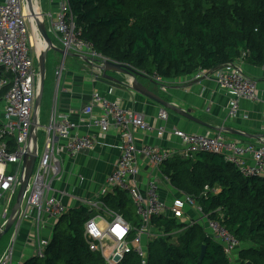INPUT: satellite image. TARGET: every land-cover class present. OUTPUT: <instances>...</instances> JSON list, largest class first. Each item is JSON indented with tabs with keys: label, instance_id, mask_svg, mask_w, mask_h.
Instances as JSON below:
<instances>
[{
	"label": "trees",
	"instance_id": "trees-1",
	"mask_svg": "<svg viewBox=\"0 0 264 264\" xmlns=\"http://www.w3.org/2000/svg\"><path fill=\"white\" fill-rule=\"evenodd\" d=\"M68 1L85 40L104 57L148 76L174 80L215 70L242 56L252 65H264V0ZM10 88H0V107ZM165 163L172 184L195 197L205 215L238 239L239 262L229 258L202 222L187 226L161 215L153 218L147 264H264V177L245 176L224 156L204 152ZM216 186L221 191L211 193ZM103 202L126 221L139 224L127 192L115 190ZM91 217L85 205L68 209L54 228L44 258L32 256L22 264H106L85 236ZM122 264L141 261L130 253Z\"/></svg>",
	"mask_w": 264,
	"mask_h": 264
},
{
	"label": "built area",
	"instance_id": "built-area-1",
	"mask_svg": "<svg viewBox=\"0 0 264 264\" xmlns=\"http://www.w3.org/2000/svg\"><path fill=\"white\" fill-rule=\"evenodd\" d=\"M29 23L26 0L0 2V67L13 76L11 81L7 78L0 80V88L11 84L0 107V210L4 208L2 213L4 218H8V209L13 205L19 192L24 175V160L35 148L32 125L40 73L32 55ZM47 30L51 36L57 38L63 49L87 57L89 60L87 63L92 66L96 63L103 64L107 60L112 61L104 57L91 42L82 37L81 30L76 28L68 0H62L60 11L55 17L50 16ZM62 70V66L57 70L58 78ZM205 73L206 70H199L196 78L202 77ZM154 77L157 82L163 84L162 89L167 90L164 86V78L159 75ZM215 79L220 88L237 97L229 113L231 118L239 114V98L250 101L259 99L257 81L233 64H226L217 70ZM93 102L102 110L100 117L93 118V125L99 127L103 133H107L113 122L114 127L123 131V141L120 147L121 155L113 171L107 176L100 194L95 199L82 202L92 213V217L85 223V236L90 249L101 252L106 264H122L130 253L136 254L141 264H147L148 243L149 239L154 236L153 218L168 215L180 220L186 215L188 208L200 215V220H193L189 226L202 221L212 238L224 245L227 255L232 260L234 253L241 245L238 239L221 222L205 215L195 197L185 194L182 198L173 200L171 206L168 207L161 199L160 182L157 178L148 179L145 189L141 188L135 182L139 173L137 161L141 156L153 166L159 167L176 154L189 159L197 153L204 152L224 156L226 161L234 164L245 176H260L264 168V142L259 146L243 145L238 140H227L221 133L204 135L174 130V134L184 146L180 151L154 145L138 147L133 131L136 129L144 132L154 130L150 122L142 114L126 109L120 103L110 101L99 93H94ZM93 107L94 105L87 106L83 112L91 114ZM159 118L167 121V111L162 110ZM38 129H40L39 125ZM74 129L75 123L69 117L53 114L50 124L45 129L47 140L40 156L37 140L38 168L30 180L21 212L15 220L12 228L13 234L0 258V264H15L14 247L17 243V236L21 224L29 220L35 223L33 255L44 258L49 240L45 239L40 231L42 218L46 216L59 220L68 210L62 201L48 195L52 177L60 172L55 139L67 141L65 149L71 156L90 150L94 146L93 138L74 135ZM165 130L164 126L160 127L157 130L158 137L163 136ZM249 155L252 156L253 164L247 162ZM10 165L17 166V170L9 172L7 168ZM165 180L169 178L165 177ZM110 189L128 193L139 218L138 225L126 221L122 215L104 204L103 198Z\"/></svg>",
	"mask_w": 264,
	"mask_h": 264
},
{
	"label": "crops",
	"instance_id": "crops-1",
	"mask_svg": "<svg viewBox=\"0 0 264 264\" xmlns=\"http://www.w3.org/2000/svg\"><path fill=\"white\" fill-rule=\"evenodd\" d=\"M0 2H4V0H0ZM61 2L62 0H40V2L39 0H34L36 9H41L40 11L45 16V20L49 19L50 16L55 17L59 13ZM52 39L56 47L63 48L55 36H52ZM38 42L42 48H45V43L40 36H38ZM68 59V56H64L60 78L56 75L60 67L55 68L56 90L52 106L50 107L51 96H49V101H46L45 110H43L44 104L42 101L38 113L40 129L36 132L39 156L42 154L39 150L40 135L44 138L43 152L47 140L45 129L50 124L53 114L69 117L75 123L74 135L89 136L94 140L92 149L81 151L71 156L65 149L67 141L55 139L56 154L60 160V172L57 176L52 177L51 189L48 195L62 201L68 209L80 207L83 205L82 202L84 200L95 199L100 194L104 188L107 176L113 171L121 155L120 147L123 141V131L114 127L113 122H111V128L107 133H103L99 127L93 125V118L102 115L101 108L93 102L94 93H99L110 101L120 103L126 109L142 114L150 122L154 130L144 132L136 129L133 131L138 147L154 145L180 151L184 146L182 141L174 134V130L204 135L221 133L225 135L227 140H238L243 145L259 146V144L264 142V65H252L246 62L243 56L232 62V64L257 81L259 99L250 101L239 98L240 109L238 116L235 118H231L229 113L237 97L218 86L215 79L216 71L206 70L205 75L200 78H196L198 70L192 75L178 79H164V86L167 90H163V84L157 82L155 75L138 74L135 78L129 76L126 78L121 72L110 71L107 72V75L111 79H103L102 72L96 66L88 64L83 57L74 55L71 56L70 60ZM65 63L67 64L66 66ZM98 64L100 63H96V65ZM2 70L4 69L0 68V73ZM12 77L11 74L6 73L2 78H7L11 81ZM2 78L0 77V80ZM135 81L171 104L185 111L189 110L195 118L201 120L207 126L197 124L180 116L173 110L165 108L140 94L134 89L132 84ZM91 105H94L93 112L85 114L83 109ZM162 110L168 113L167 121H162L159 118V113ZM162 126L166 129L165 133L163 136L158 137L157 130ZM225 128L239 131L246 136L222 133L220 129ZM175 158L185 159L180 154H176L170 160ZM247 162L248 164H253L252 156H247ZM38 163L39 157L37 158L34 172L38 168ZM137 167L139 173L135 182L145 189L148 179L157 178L160 182L161 199L168 207L171 206L173 200L182 198L185 195L183 191L172 184L171 179L166 175V163L155 167L140 156L137 161ZM7 169L9 172H15L17 166L10 165ZM260 176L264 177V168ZM165 177H168L169 180H165ZM210 191L217 194L221 191V188L216 186ZM110 193L114 194L115 189H110L107 194ZM11 209L12 206L8 209V216ZM3 211L4 208L0 210V227L6 220L2 214ZM182 219H184L183 223L189 226L193 220H200V215L196 211L187 208L186 215ZM57 222L58 220H53L46 216L42 218L40 231L45 239H52ZM34 229L35 223L31 220L24 221L21 224L17 243L14 247L15 264H22L26 259L34 256Z\"/></svg>",
	"mask_w": 264,
	"mask_h": 264
},
{
	"label": "water",
	"instance_id": "water-1",
	"mask_svg": "<svg viewBox=\"0 0 264 264\" xmlns=\"http://www.w3.org/2000/svg\"><path fill=\"white\" fill-rule=\"evenodd\" d=\"M26 3H27V8H28L29 18L33 17L35 19V24L37 27L38 34H39L40 38L45 42L46 48L40 54L37 53V64H38V69H39V73H40V84H39L38 96H37V99L35 102V111H34L33 125H32V133H33L35 148H34V151L31 152L28 155V157H26L24 160V163H23L24 175L21 179V186H20L19 192L17 194L15 204L13 205V207L11 209L10 215H9L5 225L3 226L2 230H0V241L5 234H7L10 230H12L14 223H15V220H16L17 216L19 215V213L21 212L22 204H23L24 198H25V194H26L27 188L29 186L30 180L33 176L35 166L37 163L38 155H37L36 132H37V128L39 125L38 124V113H39V109H40L41 104H42L43 95H44V88H45V80H46V73H47V67H46L47 54L50 50H55L57 52H60L64 56L78 55L75 53L72 54L71 52H68L65 49H60V48L56 47L54 45L52 39L49 36L45 16L42 14V12H40L41 14H39V15L35 14V12L33 10V0H26ZM78 56H80V55H78ZM81 57H83L86 62L89 61L87 57H85V56H81ZM95 66L97 67L98 70H100L102 72L103 79H111L107 75V72H110V71L121 72L126 76V78L128 76L135 78V76L138 74L145 75V74L140 73L138 71H133L123 64H120V63H117L114 61H109V60L104 61L103 64H98ZM222 67H218L215 70H212V72L217 71ZM212 72H210V73H212ZM115 81L117 82V80H115ZM132 84L134 85V89L137 92H139L140 94L150 98L151 100L160 104L161 106L168 108L170 110H173L174 112H176L180 116H183V117H185V118H187V119H189V120H191L197 124L207 126V124H205L201 120H198L197 118H195L189 110L185 111V110L179 108L178 106L171 104L170 102L160 98L159 96H157L153 92L147 90L145 87H143L137 81L132 82ZM220 131L222 133H230L231 135L246 136L245 134H243L239 131L232 130L231 128L220 129ZM205 253H206V247L204 246L202 248L200 262L204 259Z\"/></svg>",
	"mask_w": 264,
	"mask_h": 264
},
{
	"label": "rangeland",
	"instance_id": "rangeland-1",
	"mask_svg": "<svg viewBox=\"0 0 264 264\" xmlns=\"http://www.w3.org/2000/svg\"><path fill=\"white\" fill-rule=\"evenodd\" d=\"M39 2H40V0H39ZM47 20H48V18H47ZM29 33H30L31 38H33L34 32H33V28H32L31 22L29 23ZM71 53H73V52H71ZM32 55H33V58L35 60V64H37V51H36V46L34 44L32 45ZM68 58H69L68 60H70L71 56H68ZM63 60H64V55L61 54L60 52L55 51V50H50L48 52V54H47V64H46L47 73H46V80H45L44 95H43V100H42L43 104H44L43 105V110H45L46 101H49V96H51L50 107L52 106V102H53V99H54L53 97L55 95V90H56V78H55V73L54 72H55V68L56 67H61L62 66ZM66 63H65V66L67 65ZM35 66L38 67V64L35 65ZM6 73H7V71L5 69L2 70V72L0 73V77L2 78L3 76L6 75ZM49 93H50V95H49ZM43 139H44L43 136L40 135V144H39L40 153H43L42 152L43 143H44ZM133 213L135 214V210L134 209H133ZM7 219L8 218H6L5 221H7ZM136 219H138V217H136ZM183 220L184 219H180L181 222H183ZM11 235H12V230H10L7 234H5L2 237L1 241H0V258L2 256V254L5 252V249L8 246L9 239H10ZM237 251L234 253V256H235L234 257V261L237 260L236 262H239L238 258H237V254H238Z\"/></svg>",
	"mask_w": 264,
	"mask_h": 264
},
{
	"label": "bare ground",
	"instance_id": "bare-ground-1",
	"mask_svg": "<svg viewBox=\"0 0 264 264\" xmlns=\"http://www.w3.org/2000/svg\"><path fill=\"white\" fill-rule=\"evenodd\" d=\"M33 10H34L35 14H38V15L41 14L40 13L41 12L40 11V8L39 9H36L34 0H33ZM30 22L32 24V28H33V32H34V36H33L32 40H31V43H32V45L34 44L36 46V51H37L38 54H40L46 48V44H45V48H42L40 46V43L38 42V36H39V34H38L37 27H36V24H35V19L33 17H31L30 18Z\"/></svg>",
	"mask_w": 264,
	"mask_h": 264
},
{
	"label": "clouds",
	"instance_id": "clouds-1",
	"mask_svg": "<svg viewBox=\"0 0 264 264\" xmlns=\"http://www.w3.org/2000/svg\"><path fill=\"white\" fill-rule=\"evenodd\" d=\"M46 23H47V21H46ZM63 49V48H62Z\"/></svg>",
	"mask_w": 264,
	"mask_h": 264
}]
</instances>
